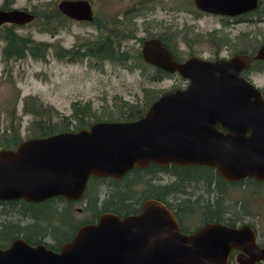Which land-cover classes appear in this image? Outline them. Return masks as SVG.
Returning a JSON list of instances; mask_svg holds the SVG:
<instances>
[{
    "label": "water",
    "instance_id": "obj_1",
    "mask_svg": "<svg viewBox=\"0 0 264 264\" xmlns=\"http://www.w3.org/2000/svg\"><path fill=\"white\" fill-rule=\"evenodd\" d=\"M193 2L205 13L236 17L257 8L259 0ZM57 8L75 21L94 17L89 0H61ZM33 19L29 10L0 8V26H22ZM140 55L177 73L186 86L161 94L135 120L97 121L89 128L1 148L0 201H79L90 178L119 180L152 164L207 166L229 183L264 180V97L242 75L251 56L179 61L157 36L141 43ZM254 58L264 59V44ZM233 250L239 264L264 259V246L257 245L250 225L209 222L183 233L171 209L148 198L135 214L100 213L96 222L79 226L58 251L18 237L0 248V264H228Z\"/></svg>",
    "mask_w": 264,
    "mask_h": 264
},
{
    "label": "rangeland",
    "instance_id": "obj_2",
    "mask_svg": "<svg viewBox=\"0 0 264 264\" xmlns=\"http://www.w3.org/2000/svg\"><path fill=\"white\" fill-rule=\"evenodd\" d=\"M3 1L0 0V8ZM60 1L13 0L11 8L35 10L44 14L46 6L47 8L50 5L57 7ZM90 1L94 15L103 22L127 19L122 15L138 2V0ZM136 14V16L133 15L137 22L135 36H128L129 30L125 29V25L122 24V30L128 37L122 41L121 49L127 50L131 56L140 49L144 39L158 35L164 36L176 51L177 56H182V58L193 54L212 60L217 57H229L239 51L252 54L259 45L264 43V20L254 21L255 15L247 16L242 21H236V18H222L219 15L198 13L193 0H153L148 7ZM37 25L29 23L19 26L17 32L37 41L61 45L65 49H74L79 44L83 47L97 34L96 25L87 21L67 22L55 35L39 30ZM110 28H120V24L118 27L111 25ZM140 38L143 40L140 41ZM0 45L2 47V42ZM120 53L119 50L118 56ZM1 58L0 50V128L8 124L12 110L17 105L14 120L21 119L22 137L26 136L25 129L31 117L22 114L21 111L23 98L27 95L37 97L64 114L71 112L72 102L90 101L92 113H95L96 117L101 114V118L106 119L108 115L116 113L114 109L118 106L114 104H119L122 100L129 102L137 99L142 100L144 88L145 92L151 91L148 93L151 99L154 94L186 85L183 78L180 80L175 75L160 81H152L149 78L152 69L142 68L132 57L124 62L100 61L88 57L76 61H66L57 59L51 49L44 61L34 60L29 56L24 59L8 61H2ZM249 75L251 80L264 90V70L258 73L252 72ZM142 177L148 180L152 179L162 186L174 181V176L167 170L154 174L144 173ZM127 181L129 180L126 179L118 183V186H124ZM107 185L108 183H102L96 189L101 198L107 197L105 194ZM249 188L254 189H251L250 192ZM222 192L224 193L223 202L227 200L233 204L234 200H241L243 203L242 210L238 205L230 206L226 215L228 217L240 215L241 220L250 222L256 227L259 234H264V182L251 184L246 181L237 186L228 185ZM178 197L184 201V204L183 201L180 202V206L183 205V207L188 201L191 207L199 204L201 201L196 200V197L202 200H208V198L215 200L213 192L208 194L196 186L185 188L182 193H178ZM172 199L174 198L171 196L166 197L169 202ZM136 200L139 201V198ZM106 203L111 202L107 201ZM133 206L137 207L138 205L133 204ZM73 207L82 208L83 202H77ZM1 209L6 211L5 207ZM8 215L10 216L6 219L7 221L12 219L19 220L22 225L27 223V219H20V216L14 212ZM88 215L90 214L86 212L75 213L73 223L78 224ZM199 215H201V211H196L193 216L190 214L189 222L183 220V223L193 227L199 220ZM23 221L24 223H21ZM71 232L72 228L68 229L64 236L70 235ZM44 242L53 245L56 239L47 236Z\"/></svg>",
    "mask_w": 264,
    "mask_h": 264
},
{
    "label": "trees",
    "instance_id": "obj_3",
    "mask_svg": "<svg viewBox=\"0 0 264 264\" xmlns=\"http://www.w3.org/2000/svg\"><path fill=\"white\" fill-rule=\"evenodd\" d=\"M152 1L153 0H138L134 7L126 10L122 15V17H127V19H129L124 23L121 22L122 20L103 22L94 15L93 20L90 22L96 25L97 34L91 38L90 42L87 41L83 47L79 44L74 47V49H65L61 45L37 41L30 36L22 35L17 32V29L20 28L19 26L5 23L0 26V42H2V47L0 45L1 59L2 61L11 59L18 60L29 56L34 60L44 61L51 49H53V55L57 59L66 61H76L77 59L88 57L100 61L110 60L124 62L132 57L142 68L152 69L149 75L152 81H160L174 75L178 76L181 80L182 78L177 73H168L145 62L140 55L141 47L133 56H131L127 50L121 49L122 41L125 40L126 37L135 36L137 27L136 22L133 21L134 13L142 11L144 8L148 7ZM12 4L13 0H4L1 8L11 9ZM55 7H51L50 5L47 8L46 6V13L44 14L40 11L29 10L34 14V19L30 23L38 24L37 27L39 30L55 35L63 28L65 23L73 21ZM127 12L131 13V15H128ZM251 15L256 16V18L253 19L254 21H258L259 19L264 20V0H259L257 8L240 16H236L237 18L235 20L242 21L244 20L243 18ZM221 17L230 18L226 16ZM118 24H120V28H110L111 25L118 27ZM122 24L125 25V29L129 30L128 36H126L127 34L122 30ZM158 37H160L171 48L174 54L177 55L174 48L169 45L164 36L158 35ZM141 40L143 39L140 38V41ZM224 41H226V39H224ZM119 50L121 53L118 56ZM143 91L144 95L142 100L137 99L132 102L122 100L119 104H114L118 106L114 109L116 113L108 115L106 119H102L101 114L96 117L95 113H92V103L90 101H74L71 103V112L69 114H64L54 106L42 102L37 97L27 95L23 98L21 107L22 114L31 116L25 129L26 136H21V119L18 121L14 120L15 113L17 112L16 105L12 110L8 124L0 128V149L14 148L23 139L46 137L62 131H77L81 128H89L97 121L135 120L141 117L149 105L161 94L172 90L154 94L151 99L148 96V93L151 91L145 92V88ZM212 169L213 168L207 166L176 168L172 165L160 167L152 164L146 168H134L119 180L113 178H90L83 196L84 200L81 199L76 202L67 201L63 197H52L39 203L25 202L23 200L0 201V207L6 208V211L0 208V248L9 246L10 243L18 237L26 239L31 244H36L45 243L44 239L47 236H52L56 239V242L53 245L47 243H45V245L48 248L54 249L63 242L68 241L75 234L79 226L92 223L102 212H113L119 216L135 214L140 211L142 202L148 198L161 200L168 207H171L170 202L166 200L167 196H171L172 198L177 193H182L185 188L197 187L202 184L208 191L214 193L215 200L206 201L196 198V200H200L201 202L195 207H191L189 201L185 203V207H183V205L180 206V202L183 201L180 200L178 203L180 207L178 211L182 213V220L189 222L190 214L193 216L196 211H201V213L204 211L206 220L219 221L233 226L240 221L241 217H239L240 215L228 217L226 215L228 208L238 205L242 210L243 203L241 200H234L233 204L227 200L223 202L222 196L224 193L222 191L228 185H239L246 181L253 184L259 181L254 178H246L236 183L224 182ZM165 170L175 176L174 181L167 185L162 186L152 179L148 180L142 177L144 173L154 174ZM126 179L129 181H127L124 186H118V183ZM102 183H108L105 193L107 194L106 198H101L99 192L96 190ZM140 185L142 186L140 187ZM214 185L215 188H213ZM251 189L249 188L250 192ZM137 198H139V201L136 200ZM107 201L111 203H106ZM61 202L62 204H60ZM77 202H83V207L81 208L82 213L86 212L90 215H88L86 219L80 220L78 224H75L73 223L75 221L74 214L78 213V211L77 208L73 206ZM133 204L138 206L134 207ZM12 212L20 216V219H27V223L22 225L19 220H12L11 218V221H7L6 219L10 216L8 214ZM198 218L202 219L200 215ZM21 223H24V221ZM200 223L201 220H197L193 227H197ZM183 225L186 229L190 228V226H186L184 223ZM71 228V234L64 236L68 229ZM262 236V241L264 242V234H262ZM235 252L236 250H233L231 253L228 264H239L234 259ZM254 264H264V259L256 261Z\"/></svg>",
    "mask_w": 264,
    "mask_h": 264
},
{
    "label": "flooded vegetation",
    "instance_id": "obj_4",
    "mask_svg": "<svg viewBox=\"0 0 264 264\" xmlns=\"http://www.w3.org/2000/svg\"><path fill=\"white\" fill-rule=\"evenodd\" d=\"M90 1V0H89ZM91 2V1H90ZM91 5H92V2H91ZM195 5V4H194ZM196 8L198 9V7L196 6ZM93 9V8H92ZM94 13V12H93ZM198 13H203V14H208V13H205V12H203L202 10H199L198 9ZM131 15V14H130ZM134 15L136 16L137 14L136 13H134ZM210 15H212V14H210ZM220 16V15H219ZM226 17H229V16H226ZM230 18H237V17H230ZM120 20H122L121 22H126V21H128L129 19H120ZM119 20V21H120ZM133 21H135L134 19H133ZM136 22V21H135ZM136 24H137V22H136ZM153 37V36H152ZM158 37V36H157ZM149 38H151V37H149ZM146 39H148V38H146ZM146 39H144V40H146ZM143 40V41H144ZM142 41V42H143ZM262 44H264V43H262ZM261 44V45H262ZM261 45H259L258 46V48L261 46ZM258 48L255 50V52H253L252 54H250V53H247V52H241V51H239V52H236V53H234L233 55H235V54H237V53H245V54H248L249 56H251V63H250V65L246 68V69H244L243 71H242V75L245 77V78H247L248 80H250L251 82H253L252 80H251V78L249 77L250 75H249V73H258V72H260V71H263L264 69H263V67H264V59H257V58H254V56H255V54H256V52H257V50H258ZM141 50V49H140ZM173 55H174V57H175V59H177V60H179V61H182V60H184V59H186V58H182V56H177V55H175L174 54V52H173ZM233 55H231V56H233ZM190 56H197V55H190ZM189 56V57H190ZM231 56H229V57H231ZM200 57V56H199ZM224 57V56H223ZM229 57H224V58H229ZM188 58V57H187ZM201 58H203V57H201ZM217 58H220V57H217ZM204 59H207V58H204ZM214 59H216V58H214ZM207 60H210V59H207ZM213 60V59H212ZM254 66V67H253ZM185 82H186V84H187V81L185 80ZM254 83V82H253ZM255 84V83H254ZM256 85V84H255ZM186 86V85H185ZM185 86H180V87H178V88H183V87H185ZM257 86V85H256ZM259 89H260V91L262 92V94H263V97H264V90L262 89V87H260V86H257ZM176 89V88H175ZM217 128H219V129H221V127L219 126V125H217ZM171 165V164H170ZM168 166V165H167ZM172 166H175V165H172ZM191 166H200V165H187V166H175L176 168H178V167H191ZM161 167H164V166H161ZM213 170V172H215L216 173V171L214 170V169H212ZM175 177V176H174ZM256 180V179H255ZM224 181V180H223ZM258 181V180H257ZM89 182V181H88ZM224 182H226V181H224ZM259 182H264V180H262V181H259ZM229 183V182H228ZM216 185V184H215ZM217 186V185H216ZM231 186H237V184H233V185H231ZM198 188H200L202 191H204V192H207L208 194L210 193V191H208L207 190V188L202 184V185H200V186H197ZM174 199H172L171 201H170V204H171V207H169L170 209H171V211L174 213V215L176 216V218L178 219V221H179V223H180V226H181V231L183 232V233H190V232H193V231H195L196 229H198L199 227H201V226H203V225H205L206 223H209V222H219V221H209V220H206V217H205V212L204 211H202V213H201V217H202V219H200L199 218V220H201V223L197 226V227H190L189 229H186L185 227H184V225H183V220H182V218H181V212H179L178 211V209L180 208L179 206H178V203L180 202V199H179V197H178V193L173 197ZM197 198V197H196ZM204 200V199H203ZM206 201H213V199L212 198H208V200H206ZM72 202H75V201H72ZM78 209H80V210H78ZM77 211L78 212H82V210H81V208H77ZM139 212V211H138ZM98 217H99V215L97 216V218L94 220V221H92V223L93 222H96L97 221V219H98ZM239 217H241V216H239ZM221 223H223V222H221ZM87 224V223H86ZM244 224H248V225H250L252 228H253V230L255 231V235H256V241H257V245L258 246H264V242L262 241V239H263V236H262V234H259V231L256 229V227L253 225V224H251L250 222H248V221H244V220H241L240 219V221H238L236 224H234L233 226H237V227H239V226H241V225H244ZM84 225V224H83ZM187 226V225H186ZM31 244V243H30ZM37 244V243H36ZM45 244V243H44ZM8 247V246H7ZM47 247V246H46ZM48 248V247H47ZM59 248H60V246H58L57 248H54V249H52V250H54V251H58L59 250ZM49 249H51V248H49ZM237 252V251H236ZM235 252V253H236Z\"/></svg>",
    "mask_w": 264,
    "mask_h": 264
}]
</instances>
